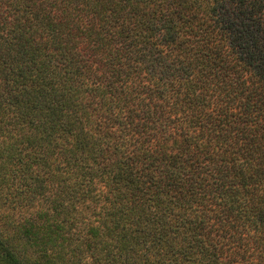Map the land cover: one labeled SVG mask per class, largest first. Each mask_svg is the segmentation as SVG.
<instances>
[{"label":"trees","instance_id":"obj_1","mask_svg":"<svg viewBox=\"0 0 264 264\" xmlns=\"http://www.w3.org/2000/svg\"><path fill=\"white\" fill-rule=\"evenodd\" d=\"M0 264H264V0H0Z\"/></svg>","mask_w":264,"mask_h":264}]
</instances>
